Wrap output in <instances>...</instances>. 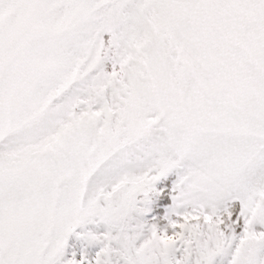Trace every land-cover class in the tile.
I'll return each mask as SVG.
<instances>
[{
  "label": "snow or ice",
  "instance_id": "obj_1",
  "mask_svg": "<svg viewBox=\"0 0 264 264\" xmlns=\"http://www.w3.org/2000/svg\"><path fill=\"white\" fill-rule=\"evenodd\" d=\"M0 264H264V0H0Z\"/></svg>",
  "mask_w": 264,
  "mask_h": 264
}]
</instances>
